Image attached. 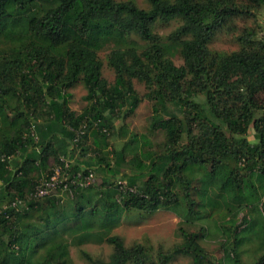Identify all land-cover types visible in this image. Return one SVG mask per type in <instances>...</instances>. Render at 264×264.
<instances>
[{"label": "trees", "instance_id": "obj_1", "mask_svg": "<svg viewBox=\"0 0 264 264\" xmlns=\"http://www.w3.org/2000/svg\"><path fill=\"white\" fill-rule=\"evenodd\" d=\"M145 2L0 0V208L20 201L0 214V264H73L68 247L87 243L111 246L106 261L80 251L87 264H170L177 256L197 264L204 228L184 225L207 219L203 211L264 219V0ZM254 16L260 37L243 31L238 50L210 52L216 34ZM171 20L179 24L165 37L153 31ZM106 46L111 83L98 58ZM77 85L84 105L74 112L69 90ZM141 100L150 104L147 131L162 134L155 148L126 133ZM61 156L70 172L99 173L97 182L64 201L28 198ZM157 210L177 217L180 243L156 246L154 260L150 247L111 234L126 212ZM245 224L243 213L224 251L233 264ZM253 264H264V254Z\"/></svg>", "mask_w": 264, "mask_h": 264}, {"label": "rangeland", "instance_id": "obj_2", "mask_svg": "<svg viewBox=\"0 0 264 264\" xmlns=\"http://www.w3.org/2000/svg\"><path fill=\"white\" fill-rule=\"evenodd\" d=\"M126 1V0H116ZM139 8H146L145 0H130ZM259 16L254 18H239L235 19L229 26L225 27L218 34H216L210 43L208 49L211 53L227 54L239 49V45L235 38L237 35L245 32L252 31L256 37L262 34V24ZM179 21L171 20L167 24L154 25L153 31L160 37H165L170 31L177 27ZM259 26V27H258ZM109 46L98 52V58L101 61V76L107 83H111L113 73L106 65V55ZM174 64L179 65L178 59H173ZM135 91L139 96L144 94V88L141 84L134 82ZM71 95L69 100V108L78 112L84 105L82 97L85 91L81 85H77L69 90ZM150 112V104L146 100H141L139 105L134 111V114L125 120L126 133L135 135H143L146 137L148 143L152 147H156L162 141V134L160 132L150 133L147 131V118ZM250 140L251 138L248 137ZM78 153L75 155V157ZM125 171H123L124 173ZM99 173H94L95 183ZM123 175V174H122ZM193 177H196L193 174ZM113 182V181H112ZM255 182V181H253ZM261 201L264 196L260 197ZM65 200V198L61 199ZM202 211V209H200ZM245 213L248 224L239 225L238 231H241L246 226V230L240 233V245L238 246V262L239 264H253L262 254H264L263 241H264V219L257 216L256 213L249 214L246 210L239 211L232 216V218H222L220 211H215L207 214V216L200 222L194 223L192 226L184 225L187 230L196 231L198 228H204L205 237L200 240L199 245L203 250L204 258L197 264H233L230 255L227 257L225 254L228 252V243L231 241L232 230L239 224L241 215ZM261 216V215H260ZM210 217V218H208ZM179 220L175 215L169 211L157 210L151 214L137 213L134 211L126 212L120 217L119 224L112 229L111 234L119 236L124 246H130L133 243H139L151 248V256L154 260L156 246H161L163 250L170 249L174 245L180 243V238L177 236L175 229ZM237 230V229H236ZM25 231V230H24ZM30 234V231H25ZM17 245L13 247L16 248ZM17 251V250H16ZM80 251L86 252L92 258L106 261L111 252V246L107 244H84L80 246L68 247L69 257L73 264H87L80 256ZM170 264H195L188 257H175Z\"/></svg>", "mask_w": 264, "mask_h": 264}, {"label": "built area", "instance_id": "obj_3", "mask_svg": "<svg viewBox=\"0 0 264 264\" xmlns=\"http://www.w3.org/2000/svg\"><path fill=\"white\" fill-rule=\"evenodd\" d=\"M82 134L83 126L74 131V136L70 141L71 147L76 145ZM71 163L72 161L69 158L59 157L58 162L52 165L49 174L36 181L28 198L41 199L60 195L72 197L78 190L93 186L95 180L94 174L90 170L70 172L69 168ZM117 184L123 185L121 182H117ZM19 203L20 201L15 199L7 205H2L0 214L6 209L15 210ZM262 203H264V200H262L260 204Z\"/></svg>", "mask_w": 264, "mask_h": 264}, {"label": "crops", "instance_id": "obj_4", "mask_svg": "<svg viewBox=\"0 0 264 264\" xmlns=\"http://www.w3.org/2000/svg\"><path fill=\"white\" fill-rule=\"evenodd\" d=\"M56 198L57 199H60V201H61V199H63V198H66L65 196H63V195H60V196H56ZM88 244V243H87ZM84 245V244H83ZM70 247V246H69Z\"/></svg>", "mask_w": 264, "mask_h": 264}]
</instances>
